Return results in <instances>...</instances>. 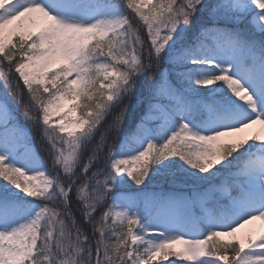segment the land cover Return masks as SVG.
Returning a JSON list of instances; mask_svg holds the SVG:
<instances>
[{"label": "snow or ice", "instance_id": "obj_1", "mask_svg": "<svg viewBox=\"0 0 264 264\" xmlns=\"http://www.w3.org/2000/svg\"><path fill=\"white\" fill-rule=\"evenodd\" d=\"M257 126L264 0H0V264H264Z\"/></svg>", "mask_w": 264, "mask_h": 264}, {"label": "rangeland", "instance_id": "obj_2", "mask_svg": "<svg viewBox=\"0 0 264 264\" xmlns=\"http://www.w3.org/2000/svg\"><path fill=\"white\" fill-rule=\"evenodd\" d=\"M250 132H252V133H259L262 136H264V132H261L259 126L251 129ZM146 183H147V181H146ZM130 185L131 186L129 188V191H131V192L139 191L140 189H142L144 187L143 185L137 186V185L134 184V182H130ZM162 189L165 190V191H170V190H173V186L167 185V184H163V183L153 182V183L149 184L148 185V188H147L148 191H157V192L160 191V190H162ZM250 227H256V228H258L259 227V224L257 223L256 225H253V226H250ZM225 239H227V238H225ZM175 247L177 248V250H179V248H180L179 245H177ZM158 264H160L159 261H158Z\"/></svg>", "mask_w": 264, "mask_h": 264}, {"label": "trees", "instance_id": "obj_3", "mask_svg": "<svg viewBox=\"0 0 264 264\" xmlns=\"http://www.w3.org/2000/svg\"><path fill=\"white\" fill-rule=\"evenodd\" d=\"M179 2V0H178ZM19 117H20V123L26 127L28 129L29 132H31L32 134V138H33V143L36 144L37 146H39L40 144V133L36 130V128L33 127V125L24 118V109L20 108L19 109V113H18ZM32 115L35 116L37 115V113L35 112V110L32 111ZM49 168L51 170V163L49 164ZM137 188V187H136ZM139 188V187H138ZM168 188V187H167Z\"/></svg>", "mask_w": 264, "mask_h": 264}]
</instances>
